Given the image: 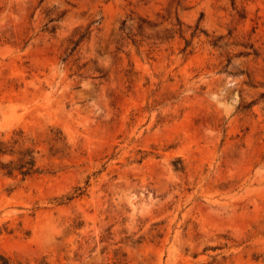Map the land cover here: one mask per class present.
<instances>
[{
    "label": "rangeland",
    "instance_id": "1",
    "mask_svg": "<svg viewBox=\"0 0 264 264\" xmlns=\"http://www.w3.org/2000/svg\"><path fill=\"white\" fill-rule=\"evenodd\" d=\"M263 93L264 0H0V135L67 142L0 175V254L264 264Z\"/></svg>",
    "mask_w": 264,
    "mask_h": 264
},
{
    "label": "trees",
    "instance_id": "2",
    "mask_svg": "<svg viewBox=\"0 0 264 264\" xmlns=\"http://www.w3.org/2000/svg\"><path fill=\"white\" fill-rule=\"evenodd\" d=\"M198 30V29H197ZM189 47V44L188 46ZM264 100V93L261 95L260 100L252 102L250 107L256 106ZM47 140L39 141L35 139L32 134L25 132L24 130H14L10 137H7L5 133L0 135V175L7 178L18 180L19 184H22L30 179L45 175H55L62 171L55 164L48 166H41L40 161L42 159V146L47 145L49 153L52 157H55L62 148L67 147L66 138L63 132L54 127L47 129ZM177 171L180 169L177 168ZM85 190L82 188L75 189V194L71 197H67V201H71L75 198L84 195ZM228 242L232 241L228 236H223ZM230 249L237 247L235 245L229 246L228 243L223 246ZM221 248H206L204 254L207 251H216ZM199 255H194V258H198ZM218 256L211 257L213 262L211 264H218ZM0 264H29L19 259H12L3 254H0ZM39 264H48L45 260Z\"/></svg>",
    "mask_w": 264,
    "mask_h": 264
}]
</instances>
